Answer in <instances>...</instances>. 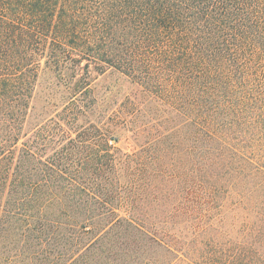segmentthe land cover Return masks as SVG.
Masks as SVG:
<instances>
[{
	"label": "trees",
	"instance_id": "obj_1",
	"mask_svg": "<svg viewBox=\"0 0 264 264\" xmlns=\"http://www.w3.org/2000/svg\"><path fill=\"white\" fill-rule=\"evenodd\" d=\"M0 264H264V0H0Z\"/></svg>",
	"mask_w": 264,
	"mask_h": 264
},
{
	"label": "rangeland",
	"instance_id": "obj_2",
	"mask_svg": "<svg viewBox=\"0 0 264 264\" xmlns=\"http://www.w3.org/2000/svg\"><path fill=\"white\" fill-rule=\"evenodd\" d=\"M121 147L123 149H131V146L130 145H127V144H121Z\"/></svg>",
	"mask_w": 264,
	"mask_h": 264
}]
</instances>
